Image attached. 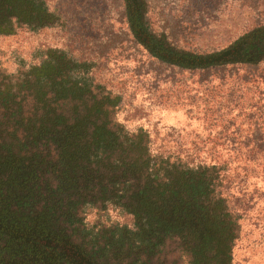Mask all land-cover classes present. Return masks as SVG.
<instances>
[{
  "label": "rangeland",
  "instance_id": "1",
  "mask_svg": "<svg viewBox=\"0 0 264 264\" xmlns=\"http://www.w3.org/2000/svg\"><path fill=\"white\" fill-rule=\"evenodd\" d=\"M140 1L149 30L163 34L172 52L193 57L217 54L264 26V0ZM123 6L121 0H34L31 14L39 12V23L13 20L12 33L0 35V77L33 71L51 50L89 64L86 76L118 97L117 105L104 108L108 127L119 130L116 143L126 149L140 135L148 158L203 167L207 174L214 167L213 193L223 202L222 263L264 264V113L249 115L250 94L237 106L238 94L227 96L238 81L232 73L248 68L260 78L261 104L264 58L253 66L202 70L159 62L129 33ZM112 200L70 206L60 220L110 264H194L183 234L171 233L160 244L152 240L145 252L136 248L134 216Z\"/></svg>",
  "mask_w": 264,
  "mask_h": 264
},
{
  "label": "trees",
  "instance_id": "2",
  "mask_svg": "<svg viewBox=\"0 0 264 264\" xmlns=\"http://www.w3.org/2000/svg\"><path fill=\"white\" fill-rule=\"evenodd\" d=\"M121 1L129 33L150 57L159 62L202 70L227 64L253 66L264 58L262 26L244 34L230 47L247 41L238 60L200 66L164 59L137 41L132 22L160 52L174 57H202L172 52L165 45L163 34L149 30L143 18L146 11H142L143 2L135 0L136 11L130 15L127 0ZM32 4L34 0H0V35L12 33L13 20L19 24L30 20L39 23L42 16L39 12L31 14ZM171 19L176 22L175 28H179L178 19ZM45 61L33 71L20 72L19 76L0 77L1 220L20 221L25 218L27 206H30L28 218L31 222L32 212L50 217L61 213L62 216L70 206L74 208L86 200L92 203L113 199L115 205L134 216L133 235L141 245L136 248L145 252L144 247L150 241L160 244L171 233H177L152 215L153 209L163 207L165 198L172 195L182 203L190 202L202 211L207 210V220L220 231V226L224 225V216L220 212L223 202L213 193L214 167L207 174L203 167L148 158L146 141L140 135L129 139L126 149L123 148L116 143L119 130L108 127L109 111L104 110L117 105L118 97L104 94L103 89L86 76L91 66L74 61L59 50L49 51ZM244 70L232 73L238 81L230 86L227 96L232 97L236 92L233 105L237 106L243 94H250L248 99L253 102L248 106V113L261 116L264 98L256 105L260 99L256 92L260 78L249 74L248 68ZM68 144L77 167L73 172L75 183L73 181L71 185L69 179L63 180L68 168L64 163L69 153ZM129 180L135 182L131 185ZM120 185L123 186L118 190ZM74 187H79V191L75 192Z\"/></svg>",
  "mask_w": 264,
  "mask_h": 264
},
{
  "label": "flooded vegetation",
  "instance_id": "3",
  "mask_svg": "<svg viewBox=\"0 0 264 264\" xmlns=\"http://www.w3.org/2000/svg\"><path fill=\"white\" fill-rule=\"evenodd\" d=\"M67 151L64 163L70 171L63 180L69 179L71 185L73 181L75 183L73 172L77 167L69 144ZM78 188L74 187V191H79ZM165 201L163 207L153 209L152 215L175 230V234L186 236L194 264H212V261L223 264L219 230L200 209L193 203H182L172 195ZM29 207L20 221L0 219V264H110L103 252H95L91 246L82 243L77 229L60 220L59 213L50 217L32 212L30 222Z\"/></svg>",
  "mask_w": 264,
  "mask_h": 264
},
{
  "label": "water",
  "instance_id": "4",
  "mask_svg": "<svg viewBox=\"0 0 264 264\" xmlns=\"http://www.w3.org/2000/svg\"><path fill=\"white\" fill-rule=\"evenodd\" d=\"M129 7L131 10L129 11L130 15H132V11H136V1L135 0H127ZM132 25L135 29V37L137 40L142 43L144 46L148 47L153 53L160 55L162 58L174 61L176 63H186L189 65H208L211 63L219 64L224 63L232 60H238V57L240 53L243 50L244 45H246L247 41H241L239 45H236L232 48L226 49L223 52H220L219 54L202 57V58H184L181 56L174 57L173 55L167 53V52H160L159 49L151 43L149 38L144 34V32L139 29L136 25V23L132 22ZM84 260V259H83ZM86 264H89L85 262Z\"/></svg>",
  "mask_w": 264,
  "mask_h": 264
}]
</instances>
